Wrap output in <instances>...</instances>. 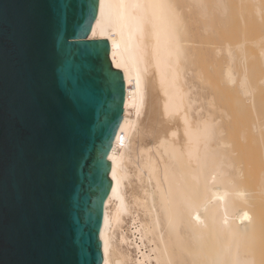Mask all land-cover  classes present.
Listing matches in <instances>:
<instances>
[{
	"label": "bare ground",
	"instance_id": "obj_1",
	"mask_svg": "<svg viewBox=\"0 0 264 264\" xmlns=\"http://www.w3.org/2000/svg\"><path fill=\"white\" fill-rule=\"evenodd\" d=\"M89 37L125 81L101 264H264V0H98Z\"/></svg>",
	"mask_w": 264,
	"mask_h": 264
},
{
	"label": "water",
	"instance_id": "obj_2",
	"mask_svg": "<svg viewBox=\"0 0 264 264\" xmlns=\"http://www.w3.org/2000/svg\"><path fill=\"white\" fill-rule=\"evenodd\" d=\"M97 5L0 0V264L102 262L125 81Z\"/></svg>",
	"mask_w": 264,
	"mask_h": 264
},
{
	"label": "rangeland",
	"instance_id": "obj_3",
	"mask_svg": "<svg viewBox=\"0 0 264 264\" xmlns=\"http://www.w3.org/2000/svg\"><path fill=\"white\" fill-rule=\"evenodd\" d=\"M120 227L116 228L114 231V239L119 238L120 232L126 233V234H130V224H129V218L126 216H123L122 222L120 223ZM127 241H130V239H127ZM127 241H123L121 242V244H118V247L129 253L132 257L135 258V256H138L137 250L134 246V244H127ZM128 264H131V262H128Z\"/></svg>",
	"mask_w": 264,
	"mask_h": 264
},
{
	"label": "snow or ice",
	"instance_id": "obj_4",
	"mask_svg": "<svg viewBox=\"0 0 264 264\" xmlns=\"http://www.w3.org/2000/svg\"><path fill=\"white\" fill-rule=\"evenodd\" d=\"M66 42H67V41H65V43H66ZM95 55L99 56V53L97 52V53H95ZM106 68H107L106 62H102L101 65H100V71H101V72H104ZM108 70L110 71V69H108ZM94 166H95V165H94Z\"/></svg>",
	"mask_w": 264,
	"mask_h": 264
}]
</instances>
